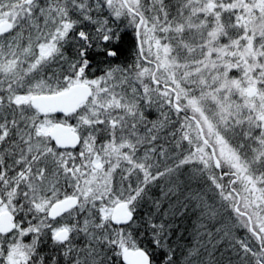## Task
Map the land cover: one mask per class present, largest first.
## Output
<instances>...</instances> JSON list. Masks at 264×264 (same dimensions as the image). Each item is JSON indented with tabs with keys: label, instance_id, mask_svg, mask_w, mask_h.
<instances>
[{
	"label": "rangeland",
	"instance_id": "obj_1",
	"mask_svg": "<svg viewBox=\"0 0 264 264\" xmlns=\"http://www.w3.org/2000/svg\"><path fill=\"white\" fill-rule=\"evenodd\" d=\"M33 1L27 0L13 8L9 13L12 19L0 22V25L12 23V31L0 42V154L10 150L3 162L5 171L10 170L5 166L8 163L15 162L18 166L12 191L0 192V216L10 212L16 224L12 239H0V264L44 263L34 245L30 248L31 244L27 242L30 229L24 227L31 218L48 216L55 202L75 196L76 192L84 194L87 201L61 223L50 224L46 230L51 232L53 239L61 229L71 233L69 225H76L78 230L77 223L86 213L87 218L83 220L86 225L79 227L85 237L80 233L81 241L75 242L77 246L81 244L80 249L73 251L75 264H85L86 251L95 257L93 264H120L113 254L116 247L108 244L114 236L115 226L110 223L113 210L126 202L130 209L134 205L135 218L148 196L142 194L143 183L147 188L154 183V164L158 167L170 159L160 151V158H157L154 149L153 153L149 149L140 151L139 144L143 142L152 148L156 136L171 122L170 115L176 116L174 94L152 82L153 64L158 68L156 80L175 91L178 103L188 101L189 115L200 122L206 139L216 148L221 169L231 177L219 182L211 154L203 145L196 124L178 116L177 121L184 122V139L181 146L174 147L176 161L180 159L183 165L187 162L207 176L205 184L209 181L211 186L217 187L218 199L223 198V206L232 210L234 220L244 234L242 241L254 243L257 238L250 232L247 222L235 213L238 198L232 192L237 193L239 209L252 216L253 228L262 238V249L264 0H181L174 9L168 5L173 0H126L129 7L139 11L133 29L136 32L141 17L142 51L151 60L150 65L138 61L133 86L138 97L124 93V87L129 85L127 77L100 79L91 85L92 97L77 114L59 117L60 121L53 120L49 124L37 117L40 113L32 107L31 101L35 96L55 94L51 89L56 84L41 77L49 66L44 65L43 60L54 55L57 42L65 37L70 27L57 23L52 27L45 23L49 30H34L31 26L34 18L28 9ZM102 1L114 20L119 21L125 9L122 0ZM49 35L52 36L47 40ZM184 37L186 43H178L183 47L184 57H181L176 45ZM32 59H35L34 63H31ZM75 84L89 85L76 79L70 86ZM252 87L257 94L250 99L247 92ZM138 99L143 101L140 110L137 108L140 105L135 104ZM249 115L257 122V128L256 124H250L253 119L244 121ZM55 123L70 126L79 135L82 142L77 150H58L49 136ZM161 124L165 125L161 127ZM197 140L202 144L198 145ZM46 141L52 142L53 146L47 145ZM132 144L134 153L129 154ZM156 148L158 150V146ZM138 150L142 156L137 155ZM75 154H85L82 163H77ZM47 160H50L49 164ZM58 175L61 176V187L56 181ZM2 186H6L4 179H0ZM90 201L94 202L92 206L88 205ZM85 205L91 206L92 212ZM130 237L125 232L120 238L122 256L125 251L135 250ZM71 245L74 243L62 248L57 245L56 250L62 253L70 250ZM56 258L49 264H56ZM67 262L73 264L69 258Z\"/></svg>",
	"mask_w": 264,
	"mask_h": 264
},
{
	"label": "trees",
	"instance_id": "obj_2",
	"mask_svg": "<svg viewBox=\"0 0 264 264\" xmlns=\"http://www.w3.org/2000/svg\"><path fill=\"white\" fill-rule=\"evenodd\" d=\"M26 1L0 0V22L11 20L12 14L9 15V13L13 8L23 5ZM180 1L173 0L168 4L170 5L169 8H176ZM130 8L134 13L125 8L126 10L122 11V18L116 21L104 7L102 0H34L29 5L28 9L34 18L31 21L34 30H49L48 27H55L56 23L70 27L65 37L57 42L54 55L43 60L44 65L49 64V66L47 71L41 74V77L48 78L49 81L52 80L50 83L52 85L56 84V87H52L51 93L57 94L69 89L71 83L73 84L76 79H80V81L91 86L100 79L119 80L127 77L129 85L124 87V93L130 97H138L139 94L134 91L135 87H133L135 85L134 75L138 61L142 58L136 32L133 28L137 22L139 11L131 6ZM45 23L49 26H46ZM27 26L29 25L27 24ZM81 32L87 36L86 40L81 39L79 35ZM43 34L47 35L46 32ZM51 36L49 35L47 40H50L49 37ZM6 38L7 36L0 37V42ZM185 38H180L181 41L177 42L176 45L181 57H184L183 47L178 43L185 42ZM104 39L108 40L107 44L103 43ZM85 50L86 54L82 55ZM110 51H114L116 54L110 55ZM145 59L146 62H151L146 57ZM34 61L35 59H32L31 63ZM85 61H90V63L85 65ZM135 104L140 105L137 107L140 110L143 101L138 99ZM178 104L189 114L191 106L188 101L185 103L181 100ZM242 111L247 112V110ZM177 116V114L176 116L170 115L171 122L167 127H163L165 124H161L162 132L158 137L156 136L157 141L152 148L146 147L144 142L139 144L142 152L152 150L153 153L154 149V153H156L154 155L157 158H160V151L166 155V158L169 157L170 159H167L166 163L158 164V167L154 164L155 170L152 180L154 183L151 184L150 188H147L146 183H143L142 188L140 187L141 190H144L142 194L148 196L143 200L140 212L134 218L135 221L140 222V226L136 229H133L132 225L128 226L130 229L132 228L130 238H132L133 249H147L150 253L153 251L147 225L143 222L144 218L153 214L159 216V214L167 212V223L171 225V235L167 237L168 242L176 246L178 256L185 255L188 249H194L195 255L191 258L192 264H264V252L259 243L256 241L247 244L248 242L242 241L244 238L242 229L234 220L232 210L228 206H223L224 203L222 204L223 200H221L223 198L218 199L217 187L211 186L209 181L207 184L210 187H207L208 185L205 184L208 180L205 179L207 176H203L199 170L193 168V165L186 161V164L183 165L179 161L180 159L176 161L174 147L176 145L181 146L180 144L183 143L184 139L182 135L184 122L177 121ZM37 117L42 122L47 121L48 124L52 123L53 120L60 121L59 117L55 116L43 117L37 114ZM250 119H253L252 115H249L244 121ZM182 120L184 121V119ZM256 123L253 119L250 124ZM42 124L45 125V123ZM158 124L156 121V125ZM257 126L258 124L255 125V128ZM254 134L257 135L258 133ZM46 144L53 146L50 141H46ZM197 144L201 145L202 142L197 140ZM156 146H158V150ZM132 147L133 144L130 146L129 154L131 151L134 153ZM85 154H75L77 163H82V155ZM139 154L141 153L138 150L137 155L142 156ZM46 162L49 164L50 160ZM158 168L159 171H157ZM228 178H219L218 176L219 182H223V180L225 182ZM57 179L59 180H56L58 186L61 187V176ZM229 188L227 186V189ZM137 191L139 190L137 189ZM75 196L81 200L82 204L86 200L84 194L76 192ZM95 200L93 199V201ZM93 201L88 202V205L92 206ZM157 204L159 208L156 207ZM91 206L85 205L87 210L92 212ZM139 216H141L140 219ZM86 218L85 213L77 223L78 230H76V225H70L72 231L68 244L73 242L74 245H71L70 250L62 253L56 250L57 245L60 248L67 247V245H56L51 232L46 230V227L51 224L47 215L44 214L42 218H31L30 223L26 224L24 228L25 230L30 229L27 231V242L31 244L30 248L34 245V250L38 252L36 254L44 261V263L40 261L39 264L53 263L55 257H57L56 264H67L68 258H74L72 257L74 249H80L81 246V244L77 246L75 242L77 239L81 241V235L84 232L79 227L86 225L83 221ZM82 236L85 237V235ZM74 261L77 263L76 260Z\"/></svg>",
	"mask_w": 264,
	"mask_h": 264
},
{
	"label": "water",
	"instance_id": "obj_3",
	"mask_svg": "<svg viewBox=\"0 0 264 264\" xmlns=\"http://www.w3.org/2000/svg\"><path fill=\"white\" fill-rule=\"evenodd\" d=\"M125 8L131 12V8L127 4L126 0H122ZM134 13V12H133ZM142 25V19L140 17V22L138 25V28L136 30V37H137V43L140 51L141 58L144 59L143 51H142V44L140 40L139 30ZM12 30V23L5 22L0 25V36L7 35ZM155 70L152 76V81L154 85L159 86L160 83L156 80V73H157V66L154 64ZM165 89L172 90L169 87H165ZM257 90L252 87L247 92V97L252 99L256 96ZM92 97V89L89 85L86 84H76L69 88L67 91L54 94V95H40L35 96L32 98L31 105L34 109H36L40 115L42 116H48V115H60L64 117H69L75 114L79 108H81L83 105H85ZM174 108L178 112H182V108L178 105V97L177 94H175L174 100H173ZM194 123L196 124L200 137L204 145L209 146L211 153H212V159L213 163L218 171H221V165L220 162L216 156L215 150L212 146H210L209 141L206 139L203 128L200 124V122L196 119H192ZM52 141L55 143L56 146L62 149H70L75 150L80 145L81 140L79 135L70 127L64 124H56L53 126V128L50 131L49 134ZM100 167V166H99ZM238 203L235 207V211L245 216L249 221V229L250 232L257 238V241L262 244V238L261 236L255 232L253 228V224L251 221V218L246 215L242 214L239 210L240 205V197L237 195ZM79 206V200L77 198H68L63 201H60L58 203H55L48 214V217L51 220H57L69 213H71L73 210L78 208ZM130 211L129 204L126 202L118 204L112 214L111 221H123L128 218V214ZM113 226L117 227V225L112 224ZM15 226L13 224V217L11 213L5 212L0 216V233L1 234H9L14 230ZM67 231H61L57 235V240L59 242H64L68 237ZM264 252V247H263ZM123 261L125 264H147V259L143 253L142 250H128L124 252L123 255Z\"/></svg>",
	"mask_w": 264,
	"mask_h": 264
},
{
	"label": "snow or ice",
	"instance_id": "obj_4",
	"mask_svg": "<svg viewBox=\"0 0 264 264\" xmlns=\"http://www.w3.org/2000/svg\"><path fill=\"white\" fill-rule=\"evenodd\" d=\"M81 39H87V36L81 32ZM103 43L107 44L108 40L104 39ZM86 54V50L85 53ZM110 55H115L114 51L109 52ZM85 65L89 64L90 61H85ZM135 199V197H133ZM139 201H136L138 203ZM103 205H101L102 209ZM159 208V205H156ZM134 209V205H133ZM130 209L128 218L123 221H110V223L117 225L112 231L114 236L108 241L109 247L115 246L117 251L113 254L118 258L120 264H123V256L121 255L120 249L123 247V243L120 238L125 232L131 235V229L128 227L132 225L133 227H139L140 222L134 220V210ZM103 220V216L101 217ZM168 213H161L159 216L156 214L146 216L144 218V223L147 225V229L150 235V244L153 251L150 253L147 249H142L146 259L147 264H192L191 258L195 255L194 249H188L187 253L183 256L177 255V248L173 244H169L167 237L171 235V225L167 223ZM85 264H93L95 257L90 251L85 253Z\"/></svg>",
	"mask_w": 264,
	"mask_h": 264
},
{
	"label": "flooded vegetation",
	"instance_id": "obj_5",
	"mask_svg": "<svg viewBox=\"0 0 264 264\" xmlns=\"http://www.w3.org/2000/svg\"><path fill=\"white\" fill-rule=\"evenodd\" d=\"M8 35V34H7ZM4 36H6V35H4ZM160 83V82H159ZM156 87H158V88H161V89H163L164 91H166V92H169V93H173L174 94V97H175V91H173V90H169V89H165V87H168V86H165L164 84H162V83H160V85L159 86H156ZM174 100V99H173ZM181 107V106H180ZM182 108V107H181ZM174 110H175V108H174ZM182 112H178L177 110H175V113L178 115V117H180V118H186L188 121H190V122H194L192 119L193 118H195V117H193L192 115H189L187 112H185L184 111V108H182ZM79 111V110H78ZM77 111V112H78ZM77 112L75 113V114H77ZM75 114H73V115H75ZM48 116H55V117H60V118H62L63 116H60V115H48ZM63 118H65V117H63ZM56 124H59V123H55L54 125H56ZM53 125V126H54ZM52 126V127H53ZM73 129V128H72ZM203 131H204V129H203ZM204 134H205V132H204ZM81 140V139H80ZM202 141V140H201ZM81 142H82V140H81ZM209 144H210V142H209ZM54 145H55V143H54ZM204 145V144H203ZM5 146H7V144H5ZM56 146V145H55ZM207 149H208V151H209V153L211 154V157H212V153H211V150H210V148H209V146H206V145H204ZM210 146H212L211 144H210ZM1 147H3V146H1ZM213 147V146H212ZM57 148H58V150H66V151H70V149H62V148H59L58 146H57ZM213 149L215 150V153H216V156H217V158H218V155H217V151H216V148H214L213 147ZM75 150H77V149H75ZM74 150V151H75ZM8 151H10V150H8ZM8 151H5L4 153L2 152V154H0V179H4V184L6 185V186H2V187H0V192H1V190H3V191H12L11 189H13L14 188V183H16V182H14L16 179H17V176H18V166H17V163H15L14 162V164L13 163H11V165H10V163H8L7 165H5L6 166V168H9L10 170L9 171H5L4 169H3V162L4 161H6V155H9L8 154ZM1 152V151H0ZM10 153V152H9ZM1 155H2V158H1ZM2 159V160H1ZM212 163H213V159H212ZM213 166H214V172H216L217 173V175L219 176V178H224V177H231V174L230 173H224L223 172V169H221V171H218L217 169H216V167H215V165H214V163H213ZM29 168V165L28 166H26V169H28ZM2 185H3V181H2V183H1ZM9 185V186H8ZM234 195H236L234 192H232ZM72 197H74V198H77L78 200H79V206H80V204H81V200L78 198V197H76V196H70V197H67L66 199H68V198H72ZM65 200V199H64ZM63 201V200H62ZM58 202H60V201H58ZM58 202H55V203H58ZM54 203V204H55ZM53 204V205H54ZM52 205V206H53ZM51 206V207H52ZM79 206H78V208H79ZM241 206V205H240ZM78 208H76V209H78ZM51 209V208H50ZM75 209V210H76ZM75 210H73L71 213H69V214H67V215H65V216H63V217H61V218H59V219H57V220H51L48 216V220L50 221V223L51 224H59V223H61L66 217H68L70 214H72ZM240 210V209H239ZM240 212L242 213V214H246V215H248L250 218H251V221H252V224H253V226H254V220H253V218H252V216L249 214V213H247V212H243V211H241L240 210ZM10 213V212H9ZM235 213L239 216V218H241V219H243V220H245L246 222H247V224L249 225V221H248V219L245 217V216H242V215H240V214H238L236 211H235ZM4 214V213H3ZM12 215V214H11ZM12 217H13V224H14V226H15V228H14V230L11 232V233H9V234H1L0 233V239H2V240H5V241H8V240H10V239H12L13 238V234H14V232H15V230H16V224H15V220H14V216L12 215ZM69 227H70V225H69ZM72 227V226H71ZM70 227V228H71ZM61 231H67L68 232V237H67V239L64 241V242H59L58 240H57V235L61 232ZM70 237H71V233L67 230V229H61L57 234H56V236H55V238H54V241L56 242V244H59V245H69L68 243H69V240H70ZM71 261H72V263L73 264H75V261L73 260V258H71L70 259ZM124 262V261H123ZM124 264H125V262H124Z\"/></svg>",
	"mask_w": 264,
	"mask_h": 264
}]
</instances>
